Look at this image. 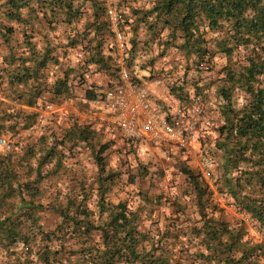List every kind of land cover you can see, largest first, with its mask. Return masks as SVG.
Returning <instances> with one entry per match:
<instances>
[{
  "label": "trees",
  "instance_id": "trees-1",
  "mask_svg": "<svg viewBox=\"0 0 264 264\" xmlns=\"http://www.w3.org/2000/svg\"><path fill=\"white\" fill-rule=\"evenodd\" d=\"M120 3L128 65L156 45L157 56L173 54L160 68L174 74L168 89L175 98L192 105L195 97L204 101L214 91L215 137L209 145L203 142L200 153L210 160L207 171L223 204L242 217L225 219L224 205L201 173L186 166L179 169L185 176L179 196L149 200L137 191L135 205L113 201L109 192L124 172L108 166V142H93L96 124L71 119L69 112L52 113L51 122L69 115L67 123L54 127L44 120L17 135L38 114L0 100V137L15 136L11 150L0 153V264H264V0ZM15 24H61L69 32L59 46L64 60L51 55V43L41 52L35 45H28L27 55L18 52L9 39ZM109 24L104 0H0V39L10 46L7 63L0 53V93L11 87L28 107L71 102L77 90L83 98L96 97L101 88L88 71L116 73ZM138 25L147 30L144 39L129 35ZM31 37L22 33L25 42ZM218 59L224 62L216 68ZM26 83L34 88H13ZM86 150L93 173L81 157ZM128 173L124 185L130 184ZM148 205L149 211L168 214L153 219Z\"/></svg>",
  "mask_w": 264,
  "mask_h": 264
},
{
  "label": "built area",
  "instance_id": "built-area-1",
  "mask_svg": "<svg viewBox=\"0 0 264 264\" xmlns=\"http://www.w3.org/2000/svg\"><path fill=\"white\" fill-rule=\"evenodd\" d=\"M120 1L104 0L106 17L113 32V65L116 73L106 83L94 78V83L103 88L96 97L85 98L87 120L100 127L114 146L122 148L124 153L133 149L142 157L146 154L142 147L144 143L168 146L179 152H191V142L197 136L204 102L197 96L192 105L179 104L170 113L156 109L149 99L148 84L139 74V64L130 66L126 61V40L124 26L121 24L125 6ZM74 55L83 58L80 50H75ZM97 73L92 68L87 75ZM167 74L166 70L158 71L152 75V81L159 84ZM29 109L38 114L37 121L21 129L17 135L39 128L47 115L62 113L64 106L39 101ZM11 148V140L0 137V153H7ZM204 160V166L208 167L210 162Z\"/></svg>",
  "mask_w": 264,
  "mask_h": 264
},
{
  "label": "rangeland",
  "instance_id": "rangeland-1",
  "mask_svg": "<svg viewBox=\"0 0 264 264\" xmlns=\"http://www.w3.org/2000/svg\"><path fill=\"white\" fill-rule=\"evenodd\" d=\"M157 46L154 45V49L152 51H149L147 55H143L141 58L137 59L136 63L140 66V72L139 74L141 77L148 81H152V77L154 73L164 70V68H160L161 66H164L167 61L173 60V54L167 53L164 56H157ZM143 52L145 50H142ZM176 59V58H175ZM174 62V61H173ZM224 60H217L216 68H219L221 64H223ZM152 69L150 72L149 70ZM176 72V68L174 69ZM168 75V74H167ZM170 75V74H169ZM168 75V76H169ZM88 76V75H87ZM114 76V74L110 76H105L104 79H102L105 83L111 79ZM173 76V77H172ZM89 78H92L94 80L93 76H88ZM174 78V74H171L169 79L164 82V85H166V89H168L169 84H171L172 79ZM153 82V81H152ZM161 86V84L159 85ZM101 90L103 87H100ZM148 90L150 93V89L148 86ZM168 93H171L169 89L167 90ZM209 97L204 99V108L201 115V119L199 122V134L201 139V146L203 147V142L207 145L211 144L215 137V131L214 127L216 126L217 122V116L215 111V104H216V97L214 94V91L212 89L208 92ZM173 95V94H172ZM85 98H83L82 93L80 90H77L75 95L71 98V102H66L64 105L63 112H70L71 113V119H76L79 122H88L85 109H86V103ZM183 105L188 103L187 101L181 102ZM170 104V105H169ZM174 105L173 103H165L164 108L166 106ZM55 114H53L54 116ZM50 114L47 115L45 121H50L48 123L49 125L53 124L54 122H59L61 125H64L66 122L65 119L69 118V115L66 117H63L61 120L56 119V121L51 122ZM208 118V119H206ZM60 120V121H59ZM44 123V122H43ZM56 127L57 125H54ZM100 130V131H99ZM99 130L96 132L95 140L93 142L97 144H103L105 142H108V149L106 151V160L109 167H112L114 169L121 168L122 172H124L121 175L122 181L121 183L117 184L116 187L112 191L109 192V196L113 201H115L117 198L127 199L130 204H137L139 201V197L136 194L137 191L146 192L149 200H153L156 197H161V200L163 201L164 198H172L173 196H179L184 192L185 188V176H183L182 173H180V168L186 166L193 169L195 172L201 173L204 181L209 185L211 190L213 191V196L215 198V201L218 203L220 202L222 205L223 200L219 196L218 192L216 191V188L213 184L212 178L209 176L207 168L204 166V159L201 155V149H198L199 144L196 145L195 149L191 151L190 154L187 156L183 155L182 152H179L175 149V151L171 152V154H168V152L164 151V147L155 145H149L147 143H144L142 145L143 149L146 151V154L144 156H138L135 152V150H131L128 153H124L122 151V148L114 146V143L112 140H110L109 136L106 135L104 132H102L101 128L99 127ZM6 139H10L11 142L13 141V138L15 136L13 135H6L1 136ZM85 151V150H84ZM184 156V157H183ZM84 159V162L86 164V167L89 169L91 173L94 172L95 167L92 163V155L89 150H86V152L81 156ZM208 160V159H207ZM210 162V160H208ZM211 164V163H210ZM211 165H209L210 167ZM131 172L132 177H130L128 182L130 184L124 185V183L127 181V175L128 172ZM133 180V181H132ZM132 182V183H131ZM53 185L55 184L52 182ZM123 183V184H122ZM124 188L121 190V188ZM185 193V192H184ZM185 198V197H184ZM152 206V205H151ZM225 207V213L224 218L227 220H230L233 222L237 218H241L242 216L234 211L231 207H228L224 205ZM151 207L149 205L147 206V213L150 215L151 218L155 219V217L159 216H165L168 214L165 209H161V213L158 215L157 210L149 211ZM42 214L45 217L53 218L54 215L51 212L44 211ZM162 218V217H161ZM147 221H145V224L147 225ZM250 227V236L256 240L259 241L260 237L259 234L253 230V228Z\"/></svg>",
  "mask_w": 264,
  "mask_h": 264
},
{
  "label": "crops",
  "instance_id": "crops-1",
  "mask_svg": "<svg viewBox=\"0 0 264 264\" xmlns=\"http://www.w3.org/2000/svg\"><path fill=\"white\" fill-rule=\"evenodd\" d=\"M68 28H70L69 26H67ZM65 30V27L62 28L61 24H57L54 27H49L46 24H15V29L12 31V36L9 38L11 39L10 42V46H15L16 50L18 52H23L24 55L29 54V46L35 45L36 49L39 50V52H41L48 43H51V45H54V49L51 52V55L55 56L56 58H60L59 61H63L64 59H62V56H60L61 50L59 49L62 45L63 42V38L68 35L69 32L63 33V31ZM25 33L27 35H32L31 37V41H27L25 42L24 39L22 38V33ZM147 33V30L144 28L143 25H138V28L136 29V31L129 32V35H131L132 37L136 38V39H144L145 35ZM164 33H166V30L164 31ZM7 44V43H6ZM8 45H5L2 43V39H0V53H3L4 55H6V63H7V53L9 52V47ZM52 48V47H51ZM147 51H144L145 55H147ZM40 55L37 54V58L40 59L41 57H38ZM30 63H33V61H30ZM5 66H7L5 64ZM52 67V68H51ZM63 69L66 68V65L64 64ZM62 67H58L55 69V73H60L62 70ZM53 69L54 66L49 65V67L46 69L47 72L49 73V81L52 79V75H53ZM180 69V65H178L176 67V70ZM180 72V71H177ZM179 74V73H178ZM93 78L95 79H104L106 75L105 72H98L96 75H92ZM170 77V75H169ZM173 77V76H172ZM143 79V78H142ZM144 82H146L149 86V89L151 90L149 93V99L150 101L154 104V106L156 107V109L160 110V111H166V112H172L174 110V108L179 105L182 104L181 102L183 100L177 99L175 98L174 95H172V93H168V89H166L165 85L163 82L157 84L154 83L152 81H150V83L146 80L143 79ZM31 83H26L24 84V86L22 84L14 85L13 88L19 90H30L32 86ZM161 84V86H159ZM76 87L81 88L79 86H73L72 89H76ZM34 88V87H33ZM12 96V98H11ZM0 100L5 102L6 104H10L12 106H15L16 108L20 107V108H25V109H29L28 106H26L25 104H23L22 101L18 100L14 94L13 89L10 87L4 88L3 91H1L0 93ZM165 103H173L174 105L171 106H166L164 108V104ZM65 104V103H64ZM62 104L64 107L65 105ZM170 105V104H169ZM30 110V109H29ZM69 115L71 116V113L69 112ZM216 116H217V112H216ZM72 117V116H71ZM208 119V118H206ZM61 120V119H60ZM59 120V121H60ZM54 125H58V122H54ZM196 139L194 141L191 142V151L193 150V148L195 149L196 145L199 144L198 149H200L201 146V139L198 138V136L200 137L199 134V128L197 130L196 133ZM150 145H155L156 147H158V145L156 144H150ZM163 147V146H162ZM164 151L168 152V154H171V152L175 151V149L171 148V147H166L164 146ZM183 155L187 156L188 154H190L191 152H182ZM184 157V156H183ZM181 173V171H180ZM260 237V235H259Z\"/></svg>",
  "mask_w": 264,
  "mask_h": 264
}]
</instances>
